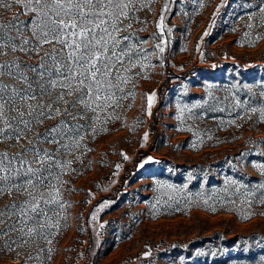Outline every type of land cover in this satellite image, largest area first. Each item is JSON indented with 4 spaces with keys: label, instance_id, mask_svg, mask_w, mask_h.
Returning a JSON list of instances; mask_svg holds the SVG:
<instances>
[{
    "label": "rangeland",
    "instance_id": "1",
    "mask_svg": "<svg viewBox=\"0 0 264 264\" xmlns=\"http://www.w3.org/2000/svg\"><path fill=\"white\" fill-rule=\"evenodd\" d=\"M4 2L0 22L34 18ZM132 5L117 33L130 37V79L57 153L55 187L36 192L46 215L25 225L17 212L25 232L0 237V264H264V0ZM15 59L39 63L20 52L0 62ZM22 147L8 140L0 153ZM13 199L0 195V210Z\"/></svg>",
    "mask_w": 264,
    "mask_h": 264
},
{
    "label": "snow or ice",
    "instance_id": "2",
    "mask_svg": "<svg viewBox=\"0 0 264 264\" xmlns=\"http://www.w3.org/2000/svg\"><path fill=\"white\" fill-rule=\"evenodd\" d=\"M13 2L35 15L24 28L19 25V17L7 24L0 22V57L17 52L34 54L39 63L26 64L19 59L0 62V143L26 140L28 144L18 155L0 153V195L14 197L0 210V237L25 232L24 227L17 228V212L24 217L25 225L29 221L40 223L39 218L46 215L40 201H48L44 192L39 197L36 192L55 187L50 176L58 165L57 153L70 148L66 141L83 139L81 133L89 124L113 106L116 92L122 91L121 85L130 79L120 74L121 68L130 70L124 67L125 59L135 66L131 64V49L121 47V42L130 37L117 36L126 30L122 24L128 19L132 0ZM0 5L10 7L4 0ZM260 11L264 13V7ZM45 45L51 47L45 50ZM151 100L150 96L149 107ZM47 121L55 123L43 132H34ZM29 134L34 138L28 139ZM45 144L55 147L49 151L41 147ZM23 193L31 197V202L18 204L15 197ZM26 209L35 213V218ZM35 231L27 227L26 234Z\"/></svg>",
    "mask_w": 264,
    "mask_h": 264
}]
</instances>
